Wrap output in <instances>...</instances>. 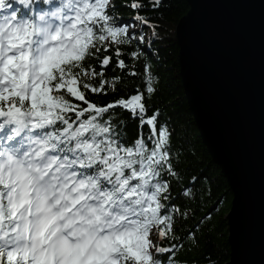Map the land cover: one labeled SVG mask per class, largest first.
<instances>
[{"label": "snow or ice", "instance_id": "1", "mask_svg": "<svg viewBox=\"0 0 264 264\" xmlns=\"http://www.w3.org/2000/svg\"><path fill=\"white\" fill-rule=\"evenodd\" d=\"M171 11L170 0H0V264L264 253V145L258 172L241 156L224 191L200 170L185 127L205 136L209 119L188 31L197 8L178 28Z\"/></svg>", "mask_w": 264, "mask_h": 264}, {"label": "water", "instance_id": "2", "mask_svg": "<svg viewBox=\"0 0 264 264\" xmlns=\"http://www.w3.org/2000/svg\"><path fill=\"white\" fill-rule=\"evenodd\" d=\"M186 1L188 12L197 8L188 31L197 37L209 114L205 136L196 126L230 187L226 172L241 156L251 158L258 172L264 145V0ZM246 258L261 264L264 253L257 246Z\"/></svg>", "mask_w": 264, "mask_h": 264}, {"label": "trees", "instance_id": "3", "mask_svg": "<svg viewBox=\"0 0 264 264\" xmlns=\"http://www.w3.org/2000/svg\"><path fill=\"white\" fill-rule=\"evenodd\" d=\"M170 3L172 5V11L169 13V15L172 17V23L175 25V28L177 27L176 21L180 20L181 17L189 11V4L186 0H170ZM129 14V10H124V15L127 17ZM174 51H178V49H174ZM179 81L175 79L169 80V91H177L179 94ZM188 105L185 101H181V104L178 108L176 119L180 120L181 123L185 122V118L189 116V113L187 111ZM187 129V136L191 139L193 144H195L199 150L200 156L204 160V164L200 165V170L209 177L213 178L214 189H217L219 191H224L226 188H230L226 179L224 178L221 169L217 164H215L207 150V148L204 146L202 139L200 137L199 130L196 126L195 122H192L191 124L185 125ZM231 199V196L229 197ZM211 206V202H209V207ZM214 239V236L212 237ZM196 254L188 253V256H193Z\"/></svg>", "mask_w": 264, "mask_h": 264}]
</instances>
